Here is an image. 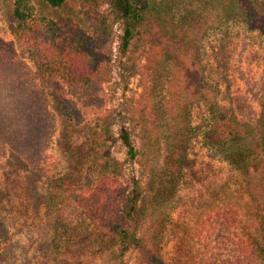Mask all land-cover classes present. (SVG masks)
Instances as JSON below:
<instances>
[{
    "label": "trees",
    "instance_id": "16d2710c",
    "mask_svg": "<svg viewBox=\"0 0 264 264\" xmlns=\"http://www.w3.org/2000/svg\"><path fill=\"white\" fill-rule=\"evenodd\" d=\"M0 3L16 44L33 64L0 39V179L9 149L51 181L56 122L50 103L76 126L96 124L109 105L116 49L122 57L135 46L147 49V81L133 110L140 147L129 129L120 132L131 161L155 146L163 149L157 165L162 188L147 226L141 229L137 187L118 174H102L80 190L55 185L49 212L55 264H97L107 255L122 261L131 249L139 254L138 264H169L161 246L171 223L168 205L190 161L191 108L201 103L212 113L205 143L231 166L251 207L234 199L214 202L197 223L182 264H264V120L242 123L230 115L207 82L202 62L205 37L232 22L264 36L263 0ZM117 25L122 34L116 48ZM247 210L254 214L249 222ZM0 264H5L1 251Z\"/></svg>",
    "mask_w": 264,
    "mask_h": 264
},
{
    "label": "rangeland",
    "instance_id": "374dc122",
    "mask_svg": "<svg viewBox=\"0 0 264 264\" xmlns=\"http://www.w3.org/2000/svg\"><path fill=\"white\" fill-rule=\"evenodd\" d=\"M5 14V7L0 3V39L12 45L19 57L30 63L16 44ZM180 15L181 11H177V20ZM121 34L122 28L117 25L116 48ZM146 52L144 46H135L122 57L116 49L113 80L107 85L109 105L96 124L76 126L50 103L56 122L50 149L54 163L51 181L15 152L5 151L0 179V251L5 264H55L49 213L50 192L55 185L67 183L73 190H80L95 185L102 174H118L137 187L141 229L147 226L154 196L162 188L157 165L163 149L155 146L153 152L145 151L138 160L131 161L120 139L121 130L127 128L132 132L135 145H141L133 110L141 101L147 81ZM202 62L207 82L230 115L242 123L264 120V36L248 31L238 21L232 22L227 28L205 37ZM191 112L190 161L184 169L177 197L168 205L171 223L161 243L162 255L169 264L184 262L192 233L214 202L226 198L241 200L245 207L250 205L231 166L205 143L204 134L212 124L210 107L201 103L193 106ZM245 213L248 222L254 218L253 210ZM138 261L137 250L131 249L122 261L107 255L97 264H138Z\"/></svg>",
    "mask_w": 264,
    "mask_h": 264
}]
</instances>
